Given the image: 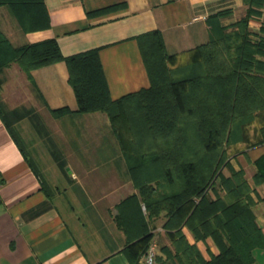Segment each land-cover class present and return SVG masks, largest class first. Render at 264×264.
<instances>
[{
    "label": "crops",
    "instance_id": "crops-1",
    "mask_svg": "<svg viewBox=\"0 0 264 264\" xmlns=\"http://www.w3.org/2000/svg\"><path fill=\"white\" fill-rule=\"evenodd\" d=\"M44 1L46 27L26 30L3 3L0 31L14 47L54 38L66 57L97 50L113 99L150 87L139 44L146 33H161L173 67L188 63L214 26L248 17L250 38L264 39V0ZM20 72L15 63L0 69V103L11 114L0 108V264H132L129 234L117 217L139 190L109 115L78 110L65 60L34 68L25 89L11 91ZM60 108L69 111L55 115ZM262 126L259 111L229 149L222 175L244 172L264 231V142L256 144ZM158 223L152 222L157 236L164 235ZM187 233L205 257L208 244L217 253L210 239L195 241ZM251 264H264V245L253 249Z\"/></svg>",
    "mask_w": 264,
    "mask_h": 264
},
{
    "label": "trees",
    "instance_id": "trees-1",
    "mask_svg": "<svg viewBox=\"0 0 264 264\" xmlns=\"http://www.w3.org/2000/svg\"><path fill=\"white\" fill-rule=\"evenodd\" d=\"M3 3L11 5L26 30L48 25L44 0H0ZM261 40L257 44L250 40L248 17L232 27L214 26L210 40L194 51L192 59L173 67V56L167 53L161 33H146L139 44L151 85L118 99L110 95L97 50L66 57L54 38L14 47L0 31V69L19 62L31 78L34 68L65 60L79 111L106 112L114 131L118 129L115 108L123 105L127 113H133L128 114L132 137L119 144L139 196L125 200L117 217L129 234L125 251L132 264H138L147 252L154 238L152 222L163 212L167 217L164 230L178 241L175 255L166 251L174 264H251L253 249L264 245V231L255 222L244 172L224 177L222 167L229 149L245 137L257 113L264 111ZM68 111L60 108L53 113ZM186 127L191 129V140L180 147L170 138L184 135ZM259 132L256 144L264 142V126ZM155 133L168 139L159 147L160 154L147 162L132 163ZM172 169L179 175L172 177ZM218 177L226 190L224 198L215 184ZM166 179H175L179 188L160 194L153 182ZM187 231L195 241L210 239L217 253L205 257ZM158 264H167V260L160 259Z\"/></svg>",
    "mask_w": 264,
    "mask_h": 264
},
{
    "label": "rangeland",
    "instance_id": "rangeland-1",
    "mask_svg": "<svg viewBox=\"0 0 264 264\" xmlns=\"http://www.w3.org/2000/svg\"><path fill=\"white\" fill-rule=\"evenodd\" d=\"M250 40L255 44L262 41L261 39H252V38H250ZM258 56H260V55H258ZM14 63L16 64L17 69L21 71L20 73L22 75H20V76L15 75L13 77V80L10 84V90L12 91L14 89H22V88L25 89L26 83H29V81H31V78L28 75L27 71L23 68V66L21 64H19V62H14ZM0 106L3 108V111L6 115V117L11 118L10 112L6 108H4L2 103H0ZM113 112L118 114L115 121H114L117 124V128H118L116 131H114L118 142L120 143V140L129 141L131 139L132 135H131V131H130L131 127L128 123V118H129V115L133 116V113H127V111H125V108L123 107V105H120V107L115 108V110H113ZM134 116H135V114H134ZM111 124H112V122H111ZM130 124L133 127V129H135V127L133 126V124L131 122H130ZM112 128H113V126H112ZM19 131H20V129H19ZM181 131H183V130H181ZM183 132H185V134L182 135L181 137L180 136H177V137L174 136V137L170 138V140L176 142L177 145L180 147H182V144H187L191 140V129L186 127V129ZM176 133H178V131ZM155 134L156 135H151L146 139L148 146L145 147L141 151V154L138 156V158L136 160L134 159V161H132V163H136L138 161L147 162V161L154 159L156 156H158L160 154L161 149L159 147L165 145L168 139L166 137H164L161 133H155ZM119 146H120V144H119ZM120 148H121V146H120ZM187 154H189V151H186V155ZM178 171H180V170H178ZM171 173H172V177L179 175L178 174L179 172H175L173 169H172ZM173 181H169V180L167 181V179H166V180H163L162 182L159 183L158 181L155 180L153 182V185H154L156 191L159 192L160 194H162L165 190L167 192H171V191H174L177 188H179V183H177L175 181V179H173ZM215 184L221 193L223 190L222 189L223 184H222L221 177H218L215 179ZM211 194L213 196L212 192H211ZM156 220L159 221L158 225H161V227H163L164 223L167 220L166 212H163L158 218H156ZM156 227H155V225H152V229H154L153 230L154 238H153L152 242L153 241L156 242L157 251H158L157 264H158V262H160V259H162L164 261L167 260V264H174L173 260H170L168 258L166 251L167 250L171 251L172 255L176 254V252H177L176 244L178 242L177 237L174 236L172 233L167 232V231L164 234L165 236L163 234L157 236L158 231L156 230ZM210 247H211V244H208L207 253L209 255H211V252H209ZM138 264H142L141 261Z\"/></svg>",
    "mask_w": 264,
    "mask_h": 264
},
{
    "label": "built area",
    "instance_id": "built-area-1",
    "mask_svg": "<svg viewBox=\"0 0 264 264\" xmlns=\"http://www.w3.org/2000/svg\"><path fill=\"white\" fill-rule=\"evenodd\" d=\"M200 18V16H196L195 19ZM157 246L156 242L153 241L149 246L147 252L144 254L143 258L141 259L142 264H157Z\"/></svg>",
    "mask_w": 264,
    "mask_h": 264
}]
</instances>
